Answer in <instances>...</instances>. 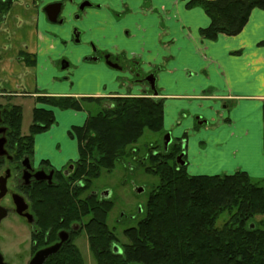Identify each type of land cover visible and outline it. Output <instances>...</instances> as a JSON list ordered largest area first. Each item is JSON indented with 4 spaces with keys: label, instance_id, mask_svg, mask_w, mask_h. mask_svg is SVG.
Masks as SVG:
<instances>
[{
    "label": "crops",
    "instance_id": "1",
    "mask_svg": "<svg viewBox=\"0 0 264 264\" xmlns=\"http://www.w3.org/2000/svg\"><path fill=\"white\" fill-rule=\"evenodd\" d=\"M189 1L12 0L6 7L0 0V93L5 94V103L20 106L23 113L25 101L31 102L32 109L40 107L36 106L41 104L36 101L39 96L79 100L152 93L149 84L118 76L120 91L104 86L85 93L57 85L44 91L37 78L45 73L44 67L50 68L48 59L54 63L49 51L55 46L57 30L43 7L46 2H61L59 17L66 20L74 13L77 28L97 49L110 57L136 61L142 68L139 73L153 77L155 97L163 104V133L184 147L185 171L249 173L250 153L259 156L257 170H264V10L253 8L238 34L208 39L200 31L209 25V17L200 5L187 6ZM84 2L90 5L79 11ZM40 55L44 59L38 60ZM71 110L55 112L56 126H50L49 133L34 135L33 158H43L40 161L57 169L72 161L62 138H72L70 131L82 126L87 115L74 126L69 124L72 111L81 109Z\"/></svg>",
    "mask_w": 264,
    "mask_h": 264
},
{
    "label": "trees",
    "instance_id": "2",
    "mask_svg": "<svg viewBox=\"0 0 264 264\" xmlns=\"http://www.w3.org/2000/svg\"><path fill=\"white\" fill-rule=\"evenodd\" d=\"M11 2L4 4L7 7ZM191 5H200L209 17V25L200 31L208 39L238 34L253 8L264 10V0H190L187 6ZM36 101L65 110H80V101L97 106L95 113H87L82 126L72 129L78 143L75 171L57 189L59 212L88 215L85 231L96 264H264V187L241 170L228 175H189L176 162L182 152L179 143H171L167 151L151 146L145 158H136L159 182L147 196L143 218L123 231L127 243L118 245L107 224L113 206L110 198L90 194L79 200V209L75 205L69 194L71 181L83 176L85 188L91 189L103 172L110 173L119 161L137 156L135 144L144 131L162 132L161 100L146 94L79 100L39 96ZM3 121L6 149L18 160L33 153L34 135L54 123V114L34 107L26 135L21 134L20 106L5 104ZM222 215L227 218L218 226ZM114 245L119 253L113 251ZM57 264L84 262L78 250L72 249L59 253Z\"/></svg>",
    "mask_w": 264,
    "mask_h": 264
},
{
    "label": "rangeland",
    "instance_id": "3",
    "mask_svg": "<svg viewBox=\"0 0 264 264\" xmlns=\"http://www.w3.org/2000/svg\"><path fill=\"white\" fill-rule=\"evenodd\" d=\"M48 3L50 2H46L45 5H47ZM63 16L65 15L62 14L61 17ZM67 17L68 18H66V20L63 19L62 23L60 24H50L52 27L55 28V30H57V32H55V46L52 50L49 51V54L51 55L55 64L47 58L50 68L47 69L48 65L44 67L45 73H41L42 75H40L42 77L37 78L38 82L41 83L40 86L44 91H49L50 88L56 85L65 87L67 89H76L85 93L104 90V86H107V90L120 91L118 88L117 76L120 77L119 80L126 81L127 79L132 78V75H130L131 68L136 73H139V69H142L141 66H139V69L135 68L132 61H130L128 58L126 59L123 57H111V59L114 60L116 65L118 63V65L121 66V71L106 64L104 58L107 56V54L104 53L102 48L97 49L95 47V44L91 40L86 39V34L85 31L83 33V29L80 30L79 28H77L76 23L79 21L78 18L75 17V14L69 13ZM90 54L94 55L97 60L91 62L84 61V58H86L87 56H91ZM42 59H44L43 55L38 56V60ZM65 64H67V66ZM145 67L147 66L145 65ZM146 71L147 69H145V72ZM140 76L142 77L147 75L144 73H140ZM81 95L89 96L90 94ZM36 106H40L39 108L52 110L54 112V117L55 112L62 110L57 107L49 106L43 103ZM31 110V102L25 101L23 104L21 134L28 133L29 125L32 119ZM96 111L97 106L94 103L82 101L81 111H72L74 117L69 121V124L79 126L83 123V120L85 119L88 112H90V114H93ZM62 112L65 113L67 111ZM56 120L57 117L54 119V124H52L50 128H54V126H56ZM50 130L51 129H46L45 132L43 131L40 134L42 135L49 133ZM70 132L72 134V138H66L65 135L62 139L67 142L69 153L68 157H70V159L74 161L73 159L78 156L76 145L77 143L75 144V141L77 139L72 133V130ZM165 134L166 133H163V130L160 133L144 131L143 135L135 144L137 156H135L134 159L132 158L126 159L125 161H119L113 171H111L110 173L103 172L97 179L93 181L91 191L99 195L107 193L108 197L113 203V206L107 217V224L117 237V244L120 246L122 244L127 243V239L123 235V231L129 227L136 226L138 221L143 218L145 208L144 205L147 196L159 182L157 176L144 171L142 164L136 158H145L151 146L157 147L158 150H163V137ZM170 138V142L172 141V143H174V141L172 140V135ZM62 143L63 141L60 142V145H65V143ZM182 143L184 144L183 141ZM181 150L184 154L185 150L183 146H181ZM41 159L43 158H40V160ZM32 160L33 165L38 166L40 160L38 161V159L35 157ZM258 160L260 159L259 156H257V153H255L254 156H252V154L250 153L249 161H247V164L248 162L250 163L249 168L251 170H249V173H246L253 183L264 187V170H257L256 167H258ZM2 167L3 166L1 165L0 170H2ZM186 171L189 175L211 176L220 173V170ZM222 171L223 170H221V172ZM230 171L224 174L228 175L235 172L236 170ZM226 218V215H222L221 218L217 221V225L220 226ZM256 220H258V218H256ZM8 221L9 220H5L6 264L17 261V257L14 253L18 240L17 236L13 237V239L12 237L7 238L6 233H9V235L12 236L11 232H13V230L14 232L16 231V229H14L11 223H9ZM1 233L2 228L0 227V235ZM76 245L79 247V250L83 255L85 264H96L95 260L93 259L90 253V250L88 249L87 244L85 243L84 237L83 243L80 241H76ZM16 263L17 262H15L14 264Z\"/></svg>",
    "mask_w": 264,
    "mask_h": 264
},
{
    "label": "flooded vegetation",
    "instance_id": "4",
    "mask_svg": "<svg viewBox=\"0 0 264 264\" xmlns=\"http://www.w3.org/2000/svg\"><path fill=\"white\" fill-rule=\"evenodd\" d=\"M87 57L95 58L92 54ZM106 57H108L107 61L115 65L114 68L122 70L121 66L118 63L116 65L109 54ZM132 63L138 69L137 62L132 61ZM130 72L132 78L126 80H129L130 83H147L146 78L150 77L149 75L141 77L140 73H136L132 68ZM150 95L155 97L157 93L154 95L152 91ZM5 104H8L5 103V94L0 93V129L4 130L3 133H0V138L5 139L3 148L6 151V154L0 156L3 166L0 170V212L3 214V218L0 220V227L2 228L0 255L3 262L5 263V220H9L8 222L16 229L15 232L14 230L11 232L12 236L6 233L7 238L12 237L13 239L16 236L18 238L17 243L15 242L14 253L17 257L16 264H29L37 252L53 247L61 241L59 249L48 255L42 264H57L58 254L71 253L72 249H77L83 262H85L76 241L83 243L84 237L88 246L85 231L88 215L78 212L76 217L69 212L58 211L57 189L60 186L64 187L71 179L75 171L74 161H70L62 168L57 169L45 160L40 161L38 166H34L33 153L16 160L6 149L7 127L3 121ZM25 158L28 159V166L27 163L26 165L22 164ZM85 186L83 176L70 183L69 194L73 196V201L78 209L79 200L87 199L90 194L105 198L104 193L102 195L96 194L88 186L87 188ZM74 188L78 190L75 191ZM17 196L20 198H16ZM15 262L7 264H14Z\"/></svg>",
    "mask_w": 264,
    "mask_h": 264
},
{
    "label": "water",
    "instance_id": "5",
    "mask_svg": "<svg viewBox=\"0 0 264 264\" xmlns=\"http://www.w3.org/2000/svg\"><path fill=\"white\" fill-rule=\"evenodd\" d=\"M89 2H86V3H82L80 6H79V10H83L86 6H89ZM61 9H62V3L61 2H55V3H50V4H47L43 7V12L45 13V16L48 20V22L50 23H62L63 19H61L59 16H60V12H61ZM107 58L108 57H105V63L108 64L109 66L111 67H115L114 64H111L109 61H107ZM84 60L86 61H96L97 58H91V57H87V58H84ZM146 82L150 85L151 87V90L153 91L154 95L157 93L156 90H155V86H154V79L152 76L146 78ZM3 129H0V133H3ZM170 135L169 134H166L164 135L163 137V146H164V150L166 151L168 149V145L170 143ZM4 143H5V139L3 137L0 138V156H2L4 153L6 154V151H4ZM183 153H181L180 155L177 156L176 158V162L177 164H179L180 166H185L186 165V162L184 160H182V157H183ZM27 163V166H28V159H24V161L22 162L23 165H26ZM103 196L105 198H108V194L107 193H104ZM16 198H20V197H16ZM3 218V214L2 212H0V220ZM64 240V239H63ZM62 243V241L60 243H58L57 245L53 246V247H50V248H47V249H44V250H41L39 252H37L33 258L31 259V261L29 262V264H42L43 261L45 260V258L56 252L59 247H60V244ZM113 251L116 252V253H119L120 252V248L117 246V245H114L113 246ZM0 264H6L3 262V259H2V256L0 255Z\"/></svg>",
    "mask_w": 264,
    "mask_h": 264
}]
</instances>
